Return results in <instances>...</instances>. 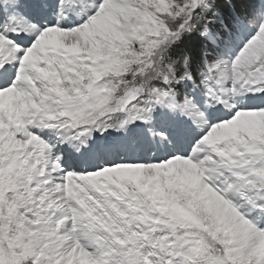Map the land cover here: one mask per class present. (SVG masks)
Wrapping results in <instances>:
<instances>
[{"label":"snow or ice","instance_id":"6c2138e0","mask_svg":"<svg viewBox=\"0 0 264 264\" xmlns=\"http://www.w3.org/2000/svg\"><path fill=\"white\" fill-rule=\"evenodd\" d=\"M0 264H264V0H0Z\"/></svg>","mask_w":264,"mask_h":264}]
</instances>
